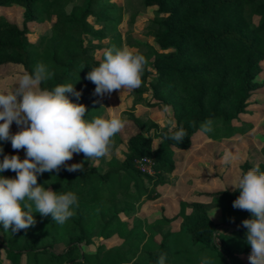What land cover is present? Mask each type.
I'll use <instances>...</instances> for the list:
<instances>
[{
  "label": "trees",
  "instance_id": "1",
  "mask_svg": "<svg viewBox=\"0 0 264 264\" xmlns=\"http://www.w3.org/2000/svg\"><path fill=\"white\" fill-rule=\"evenodd\" d=\"M72 2L0 0V7L24 9L21 27L0 18V67L18 64L31 73L37 63L45 64L53 76L41 87L75 86L81 96L68 95L73 102L86 105L85 118L91 120L99 116L100 95L95 94L96 85L87 74L99 66L104 55L97 59L89 45L92 40L104 41L118 33L122 8L112 0H84L67 12ZM144 4L156 7L161 17L151 26L158 50L144 66L141 87L148 86L154 100L172 106L177 127L183 126L187 136L179 143L167 138L170 134L166 129L155 147L151 137L138 133L129 139L124 159L111 151L106 170L77 161L74 164L82 163L83 170L70 172L65 164L58 172L38 173L39 185L58 193L77 194L74 215L58 225L51 215L33 212V226L19 232L9 230L6 243L0 242V264L2 252L10 264H23V259L24 264H158L162 254H166V264H201L205 257L210 264H244L241 257L250 255L242 221L251 218V213L233 207L238 190L210 194L224 210L223 225L232 227L233 232H219L220 224L206 208L196 206L193 222L184 225L181 232H168L157 242L156 233H149L150 226L136 214L143 201L159 198L157 188L176 169L175 151L192 147L203 122L212 121V131L206 134L216 141L250 130L251 126L236 123L259 87L256 79L264 60V0H144ZM53 20L51 33L30 45L28 24ZM148 67L154 72L152 77ZM135 92L140 93V88ZM0 147V161L4 155L26 158L12 148L10 140L0 141ZM262 152L264 155V148ZM144 159L151 162V173L142 169L140 161ZM259 169L264 171V164ZM0 175L15 178L17 174L7 170ZM181 216L186 218L184 210ZM126 219H133V223ZM95 237H117L122 243L110 248L99 246L95 253L83 252L81 245ZM60 245L64 248L57 252Z\"/></svg>",
  "mask_w": 264,
  "mask_h": 264
},
{
  "label": "clouds",
  "instance_id": "2",
  "mask_svg": "<svg viewBox=\"0 0 264 264\" xmlns=\"http://www.w3.org/2000/svg\"><path fill=\"white\" fill-rule=\"evenodd\" d=\"M146 62L142 54L113 46L105 51L99 66L88 72L87 79L96 85L95 94L101 96L117 90H134L142 84ZM52 76L45 64L37 63L33 72L19 77L11 91L0 93V141L11 140L14 150L26 151L24 159L18 154L4 155L0 161V173L11 170L17 174L15 178L0 175V224L5 232L33 226L36 223L33 212L51 215L58 225L65 224L74 215L77 194L45 188L38 184L37 174L58 172L74 153H83L90 161L107 157L113 150L114 137L125 127L124 120L111 116L86 119V105L73 102L68 95L81 96L75 86L41 87ZM13 122L20 128L14 135L10 132ZM169 125L167 138L183 142L187 136L183 126L177 127L174 120ZM211 125V120L203 122L201 132L212 131ZM221 159L231 163L235 157L225 151ZM83 168L82 163L67 166L70 172ZM232 186L240 193L233 207L251 213V218L242 221L247 229L246 243L251 247L250 264H264V171L251 168ZM158 264H166V254L160 255ZM201 264L210 261L205 257Z\"/></svg>",
  "mask_w": 264,
  "mask_h": 264
},
{
  "label": "rangeland",
  "instance_id": "3",
  "mask_svg": "<svg viewBox=\"0 0 264 264\" xmlns=\"http://www.w3.org/2000/svg\"><path fill=\"white\" fill-rule=\"evenodd\" d=\"M84 0H73L67 7L70 12L73 7L82 5ZM122 8V22L118 33L104 41L92 40L89 45L97 59H101L105 51L113 46L127 48L133 52L144 55L147 62L152 61L154 50H158L152 35L151 26L160 18L156 7H147L144 0H112ZM0 18L14 23L19 27L24 21V9L20 6L0 7ZM257 21L258 18H255ZM54 21L46 23L31 22L29 27V44L39 42L44 35L51 33ZM90 21L96 28H101L94 17ZM89 42V39L86 41ZM262 70L256 81L259 84L250 99L247 112L240 117L236 124L251 126L250 130L232 139L216 141L208 137L206 133L199 132L193 137V145L190 149L175 151L176 169L172 174L166 175V183L157 188L159 198L147 199L138 206L136 217L150 226V230L156 233V241L160 242L170 231L181 232L184 225H188L196 219L195 207H205L210 217L220 224L219 232H233L230 226L223 225L224 210L210 197V194L228 190L233 191V186L239 178L248 170L264 164V60ZM26 71L18 64H5L0 67V93L11 91L19 77ZM148 72L154 74L148 67ZM141 92L134 90H117L113 93L99 96L96 113L101 117H115L124 120L125 127L117 133L114 139L113 151L121 160L127 152L129 139L142 133L153 139V145L158 146L160 133L169 129V121L174 120L173 108L154 100L151 90L147 87H139ZM122 92V93H121ZM165 108L168 111H165ZM175 121V120H174ZM152 124L157 125L154 128ZM20 128L13 122L10 132L16 134ZM11 142V140H10ZM12 145V144H11ZM26 155L24 149L19 150ZM225 151L233 153L235 159L231 163H224L222 156ZM111 155L93 161L88 160L83 153H74L73 158L65 164L71 165L77 161H84L88 166H96L106 170ZM184 210L186 218L181 216ZM130 224L133 219H126ZM164 220V225H156L155 222ZM9 231L0 232V242L6 243ZM122 243L117 237L103 240L95 237L89 244H82V251L95 253L99 246L107 248L118 246ZM219 244V240L217 242ZM63 246H57L56 251L61 252ZM2 264H10L2 252ZM244 264H250L249 256L241 257ZM23 259V264H24Z\"/></svg>",
  "mask_w": 264,
  "mask_h": 264
},
{
  "label": "built area",
  "instance_id": "4",
  "mask_svg": "<svg viewBox=\"0 0 264 264\" xmlns=\"http://www.w3.org/2000/svg\"><path fill=\"white\" fill-rule=\"evenodd\" d=\"M140 164H141L143 170L151 173V169H150L151 162L148 159H144V160L140 161Z\"/></svg>",
  "mask_w": 264,
  "mask_h": 264
}]
</instances>
